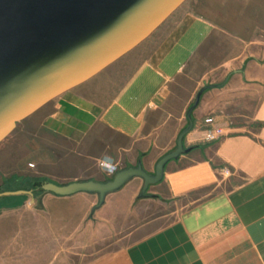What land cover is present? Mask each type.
Segmentation results:
<instances>
[{
	"label": "crops",
	"instance_id": "0c3cea01",
	"mask_svg": "<svg viewBox=\"0 0 264 264\" xmlns=\"http://www.w3.org/2000/svg\"><path fill=\"white\" fill-rule=\"evenodd\" d=\"M262 8L264 0H185L130 51L18 121L0 141V192L104 181L105 155L118 170L140 162L153 173L198 89L214 85L183 138L195 147L167 162L148 188L156 197L139 196L138 177L94 211L97 195L86 192L1 196L27 199L0 207V264H264ZM184 77L196 83L188 93ZM207 116L223 127L220 139L203 140ZM146 200L171 202L173 218L131 226Z\"/></svg>",
	"mask_w": 264,
	"mask_h": 264
},
{
	"label": "water",
	"instance_id": "95a60500",
	"mask_svg": "<svg viewBox=\"0 0 264 264\" xmlns=\"http://www.w3.org/2000/svg\"><path fill=\"white\" fill-rule=\"evenodd\" d=\"M185 0H0V141L16 123L62 92L89 79L148 37ZM198 89L187 108V125L176 146L156 161L148 173L140 162L117 170L104 181L93 179L57 184L47 180L32 188L0 192L1 196L35 190L56 195L86 192L97 195L92 210L132 178L142 180L139 196L160 182L168 161L190 151L184 136L193 128Z\"/></svg>",
	"mask_w": 264,
	"mask_h": 264
},
{
	"label": "rangeland",
	"instance_id": "374dc122",
	"mask_svg": "<svg viewBox=\"0 0 264 264\" xmlns=\"http://www.w3.org/2000/svg\"><path fill=\"white\" fill-rule=\"evenodd\" d=\"M262 12L264 13V8L261 9ZM197 67V66H196ZM189 77V74L188 76ZM179 84L182 86V88L184 89V92L186 90V93L189 92V90H191V84L195 86V81L194 83H192V81L186 80V77L182 78L179 80ZM185 97V93L183 95V99ZM180 99L182 98L181 96L179 97ZM182 99V100H183ZM179 100L176 98L175 100V106H185V104L179 103ZM110 177V176H109ZM21 184V183H20ZM26 188H28L29 186H31V183H28L27 185H24ZM154 189V188H153ZM2 201H0V207L5 206L6 203H10L12 204V206H16V205H20L22 202L26 201V196L25 197H21V196H7L6 199L5 198H0ZM6 201H5V200ZM16 202L15 205H13ZM19 203V204H17ZM36 206V205H35ZM173 204L169 201H140V203H138L137 205H135L132 214H131V226L137 222L138 220H140L143 216H150V215H154V214H168L166 216H164L163 218V222L165 221H169L171 218H173L174 215L169 214V210L172 209ZM142 216V217H141Z\"/></svg>",
	"mask_w": 264,
	"mask_h": 264
},
{
	"label": "built area",
	"instance_id": "2783aa9c",
	"mask_svg": "<svg viewBox=\"0 0 264 264\" xmlns=\"http://www.w3.org/2000/svg\"><path fill=\"white\" fill-rule=\"evenodd\" d=\"M203 123L205 125V128L203 129V140L206 142L214 141L217 139H220L224 136V129L221 125L217 124L214 120V117L207 116L203 119ZM99 167H101L103 170L105 168L114 167L115 171H105L109 176L113 175L118 170V164L117 163H109L104 160H100L98 162ZM31 166V164H29ZM227 169H224V172H227Z\"/></svg>",
	"mask_w": 264,
	"mask_h": 264
},
{
	"label": "clouds",
	"instance_id": "9594fccd",
	"mask_svg": "<svg viewBox=\"0 0 264 264\" xmlns=\"http://www.w3.org/2000/svg\"><path fill=\"white\" fill-rule=\"evenodd\" d=\"M101 159L104 160V161H107L109 163H112L111 157H109L107 155L101 157ZM104 170L111 172V171H115V168L114 167H110V168H105Z\"/></svg>",
	"mask_w": 264,
	"mask_h": 264
},
{
	"label": "trees",
	"instance_id": "16d2710c",
	"mask_svg": "<svg viewBox=\"0 0 264 264\" xmlns=\"http://www.w3.org/2000/svg\"><path fill=\"white\" fill-rule=\"evenodd\" d=\"M193 147H195V146H192L191 148H193ZM107 178H108V177H107ZM21 197L23 198V197H25V195H22Z\"/></svg>",
	"mask_w": 264,
	"mask_h": 264
}]
</instances>
